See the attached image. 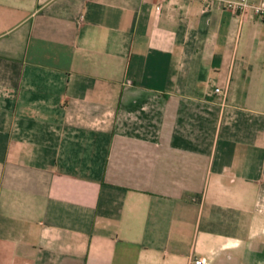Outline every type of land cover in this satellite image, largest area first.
<instances>
[{
	"label": "crops",
	"instance_id": "0c3cea01",
	"mask_svg": "<svg viewBox=\"0 0 264 264\" xmlns=\"http://www.w3.org/2000/svg\"><path fill=\"white\" fill-rule=\"evenodd\" d=\"M202 259L264 264V19L0 0V264Z\"/></svg>",
	"mask_w": 264,
	"mask_h": 264
},
{
	"label": "built area",
	"instance_id": "2783aa9c",
	"mask_svg": "<svg viewBox=\"0 0 264 264\" xmlns=\"http://www.w3.org/2000/svg\"><path fill=\"white\" fill-rule=\"evenodd\" d=\"M188 1H200L207 5V7L214 6L217 3H223L225 7L240 17H245L254 13L256 16L264 19V0H188ZM218 93L224 94L222 89L217 90ZM195 264H206L205 260H197Z\"/></svg>",
	"mask_w": 264,
	"mask_h": 264
}]
</instances>
